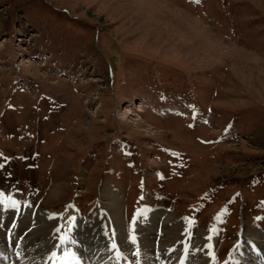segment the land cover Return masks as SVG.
I'll return each instance as SVG.
<instances>
[{"label":"rangeland","instance_id":"rangeland-1","mask_svg":"<svg viewBox=\"0 0 264 264\" xmlns=\"http://www.w3.org/2000/svg\"><path fill=\"white\" fill-rule=\"evenodd\" d=\"M0 195L264 240V0H0Z\"/></svg>","mask_w":264,"mask_h":264},{"label":"bare ground","instance_id":"bare-ground-1","mask_svg":"<svg viewBox=\"0 0 264 264\" xmlns=\"http://www.w3.org/2000/svg\"><path fill=\"white\" fill-rule=\"evenodd\" d=\"M104 193L108 206L119 209L120 194L110 189ZM51 212L0 195V264H59L65 252L73 254L69 264H124L132 248L139 251L138 264H212L202 237L192 243V232H183L181 221L163 207H143L130 237L118 213L104 210L86 224L68 210ZM243 229L237 236L241 249L232 250L227 263L264 264V240L246 241ZM97 231H105L102 239Z\"/></svg>","mask_w":264,"mask_h":264},{"label":"snow or ice","instance_id":"snow-or-ice-1","mask_svg":"<svg viewBox=\"0 0 264 264\" xmlns=\"http://www.w3.org/2000/svg\"><path fill=\"white\" fill-rule=\"evenodd\" d=\"M113 249H115V245H113ZM135 254L138 255V253H135ZM52 255L55 256L56 254L53 253ZM72 256L73 254L65 252L59 264H69V259L72 258ZM137 264H138V261H137Z\"/></svg>","mask_w":264,"mask_h":264}]
</instances>
